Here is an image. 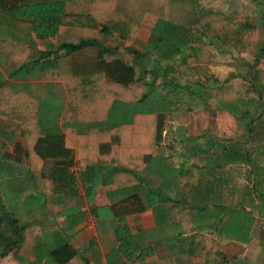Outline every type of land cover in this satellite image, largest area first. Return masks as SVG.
<instances>
[{
    "label": "trees",
    "instance_id": "obj_1",
    "mask_svg": "<svg viewBox=\"0 0 264 264\" xmlns=\"http://www.w3.org/2000/svg\"><path fill=\"white\" fill-rule=\"evenodd\" d=\"M240 26L247 29L250 25ZM61 27L99 30L104 37H116L117 43L107 46L95 39L62 43L15 71L38 74L45 81L65 85L67 105L51 106L60 119L43 116L41 99L0 79V118L13 122L28 143L29 183L36 195L28 202L40 208L58 202L54 183L45 172L49 160L68 169L77 163L89 187L88 202L94 200L99 186L113 201L106 208L118 221L115 236L120 254L127 262H142L153 254V249L143 245L144 237L131 233L127 217L147 209L146 195L151 190L141 174L148 167H155L165 178L163 185L175 179L167 157L159 149L160 115L174 109L184 97L182 87L171 76V64L185 63L197 51L196 35L193 37L191 28L159 18L145 48L140 50L135 47L140 24L118 8V0H91L84 14L67 12L64 1L0 0L1 31L31 42L35 35L39 39L54 37ZM256 58L255 64L264 59V47ZM252 69L253 65L250 73ZM14 74L13 78L17 76ZM187 88L188 95L197 94ZM252 89L258 92L256 85ZM242 113L241 119L246 120L258 110ZM251 119L249 133L255 131ZM240 143L233 142L231 162L257 168L254 152L242 149ZM8 185L0 188V257L20 250L26 240L27 225L12 206L17 199L7 191L13 185ZM94 214L100 219V209ZM243 219H239L240 225ZM71 220L75 227L83 219ZM34 255L37 264L45 260L48 264H87L84 254L59 231L39 240Z\"/></svg>",
    "mask_w": 264,
    "mask_h": 264
},
{
    "label": "crops",
    "instance_id": "obj_2",
    "mask_svg": "<svg viewBox=\"0 0 264 264\" xmlns=\"http://www.w3.org/2000/svg\"><path fill=\"white\" fill-rule=\"evenodd\" d=\"M32 1L33 3L64 1L67 12L73 14L87 13L91 3V0ZM118 8L123 11L120 0H118ZM133 19L141 27L135 43L137 47L141 38L147 39L146 42H148L159 18L153 22L149 31L144 29L140 21ZM175 23L191 28L190 25L181 22ZM196 31L193 30V32ZM195 35L194 46L197 51L193 54L197 55L200 52V44H203L200 35H204L198 31ZM74 37H82V41L91 39L101 41L103 40L101 37L104 36L99 30L61 27L54 37L39 39L35 35L29 42L11 32L0 30V79L4 78L16 90L27 89L34 97L41 99L44 102L43 116L46 117L49 114L51 118L54 116V120L60 118L52 113L54 109L51 106L65 108L67 105L65 85L59 81H45L38 74L14 73L22 65L32 63L39 58L41 52L62 43H74L71 40ZM104 38H111L112 42L117 43L116 37ZM145 46L138 49L142 50ZM263 65L264 59L261 63V66ZM13 74L17 76L13 78ZM230 78H233V75ZM231 81L232 79L229 78L225 80L224 87ZM261 82L257 84L249 82L254 97L245 95L237 98L251 103L252 107L255 105V110H258L256 113L258 116L254 117L253 123L255 131L252 133H249L248 129L250 121L253 120L251 115L246 117L245 121L238 122L233 112L224 107L235 98L222 99L216 107L211 104L210 98L216 96L222 85L215 86L209 80L195 82V86L198 87L197 94L188 96L191 101L203 100L206 102V110L214 113V117L210 118L212 124L205 129L209 128V133L203 134L210 137L213 133L216 137V140L205 139L208 145L210 144L208 149L204 148V143L201 145L197 142L200 136L196 134V131L201 125L194 119L193 121L189 119L190 121L187 122L177 117V125L167 128L168 130L161 124L160 153L167 157V165L174 172L175 179L163 185L165 178L155 167H148L141 174L151 190V193L146 195L147 209L143 213L128 216L127 223L135 237H144L143 245L153 249V254L144 261L135 263L127 262L119 252V243L115 236L118 221L106 208L111 206L113 201L99 186L94 200L88 202L89 187L84 184L77 163L68 169L59 165L57 161L49 160L45 172L54 183L55 198L58 202L43 208L29 204L28 200H33L31 198L36 195L29 183L27 140L21 136L20 129L13 122L0 118V160L24 166L22 174L18 175L16 172L14 177L10 178L12 182L9 184H12L13 188L7 190L10 194L13 192L15 196H18L15 197L19 203L18 215L27 225L25 244L16 255V264H37L34 255L35 244L39 240L49 239L56 231L67 236L74 248L84 254L87 264H264L261 262L262 257L256 256L257 249H264V201H262L264 163L261 159L257 160L255 155L253 163H258L257 170L248 163L231 162L232 142L241 141L242 149L252 152L264 150V83ZM188 84L190 83L184 86ZM254 85L258 92L252 89ZM201 91H206V94L209 93L210 96L203 97ZM180 102L182 106L184 104L190 106L188 100L181 98ZM175 111L176 107L165 112L164 115ZM58 126L65 133L61 125ZM235 133V137H240L239 139L232 137ZM171 136L174 137L171 139ZM255 136L258 138L256 139ZM177 145L178 154H181L179 157L184 159V163H178L175 167L171 160L174 156L172 155L173 147ZM13 152L16 154L11 156ZM203 153H209L207 163H186L189 158L192 160ZM228 160H230L229 163ZM241 170L245 171L243 175L239 174ZM237 201L240 202L237 203ZM158 204L161 208H158ZM97 208L100 209V219L94 214ZM38 213H46L57 219L53 223L42 219L45 221L35 224L36 226L34 225L31 229L27 220L29 217L36 218ZM56 213H62L63 216L58 218ZM72 218L83 220L73 227ZM239 219L245 222L240 225ZM234 245L240 250L241 255L233 254ZM38 264L48 263L45 260Z\"/></svg>",
    "mask_w": 264,
    "mask_h": 264
},
{
    "label": "rangeland",
    "instance_id": "obj_3",
    "mask_svg": "<svg viewBox=\"0 0 264 264\" xmlns=\"http://www.w3.org/2000/svg\"><path fill=\"white\" fill-rule=\"evenodd\" d=\"M120 6L123 12L126 11V14L140 21L147 31L150 30L154 21L158 18H164L190 25L193 30H197L204 35H200L203 44H200V52L197 55L193 54L191 57H188L187 63L178 62L171 64L173 67V74L171 76L177 80L183 89L184 97H182V100H188L190 106L185 104L182 106L181 102H178L175 112L168 115H160V125H164L166 130L177 125V117L181 121L187 122L190 121L189 119H192V121L194 119L201 125V127L198 126L199 130L196 131V134L200 136L197 138L199 144L202 145L204 143V148L208 149L210 144L208 145L205 139L210 138L216 140L213 133L210 137L209 135H203L206 132L209 133V128L208 130L205 129L212 124L210 118L214 117V113L206 110V102L203 100L197 101L193 99L194 101H191L188 97L187 87H191L195 91L198 88L195 86V82L198 81L209 80L215 86L222 85L219 88L220 90L217 91L216 96L210 98V102L214 107L218 106L222 99L235 98V100H231L224 107L232 110L238 122L244 120L241 119L242 112L248 110L249 107L251 111L255 110V105L252 107L251 103L243 102L237 98L245 95L254 97L253 91L250 90V81L254 84L260 83L261 81V83H264V65L261 66L262 60L255 64L256 57L264 47V0H120ZM242 23H249L250 26L247 29H241L240 25ZM197 31L194 33L196 34ZM195 34H193V37ZM101 38H103L101 40L102 44L107 46L115 45V42H112L111 38ZM71 40L74 43H78L82 41V37H74ZM146 41L147 39L141 38L136 48H143L147 44ZM187 64L189 67L186 66ZM252 65L254 69L250 73V66ZM213 69L216 70L213 71ZM232 75L233 78H230ZM228 78L232 79V81L224 87L226 85L225 80ZM187 83L190 84L185 87L184 85ZM202 95L203 97L204 95L208 96L209 93L206 94V91H204ZM139 108L142 109V105H139ZM257 116L256 113L251 114V118ZM235 136L236 133L232 137L235 139L240 138ZM173 137L171 136V139ZM255 137L256 139L258 138V136ZM231 144L233 145V142ZM213 147L215 148V146ZM173 150L174 153L172 152V155L174 156H172L173 159L171 162L176 167L178 163H184V159L179 157L181 154H178V145L174 146ZM253 152L255 158L257 160L261 159V162L264 163V150L259 149V152ZM14 154L16 153L13 152L10 155L13 156ZM208 155L209 153H203L199 157L195 156L192 160L187 157L189 161H186V163H207L209 159L207 157ZM257 168L255 169L257 170ZM23 169V165L0 160V188L7 187L12 182L10 178L14 177L16 172H18V175L22 174ZM244 172L241 170L239 174L242 173L243 175ZM8 186L10 187V185ZM233 202L235 203L236 201ZM239 202L237 201V203ZM18 204L17 202L12 203L17 214ZM37 215L36 218L29 217L30 220H27L30 223L31 229L41 221L44 222L46 220L49 223H53L57 219V217H50L46 213H38ZM56 216L61 218L63 215L60 213ZM31 229L30 232H32ZM233 251L235 256L241 255L240 250L236 246L233 248ZM18 252L19 250H14L6 256H1L0 264H16L17 259H15V253ZM256 253H258L256 254L257 257H262L263 261L261 262H264V249H257Z\"/></svg>",
    "mask_w": 264,
    "mask_h": 264
}]
</instances>
